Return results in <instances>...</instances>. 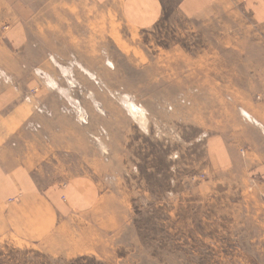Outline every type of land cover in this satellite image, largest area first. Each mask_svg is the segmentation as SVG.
<instances>
[{"label": "rangeland", "instance_id": "374dc122", "mask_svg": "<svg viewBox=\"0 0 264 264\" xmlns=\"http://www.w3.org/2000/svg\"><path fill=\"white\" fill-rule=\"evenodd\" d=\"M180 1L0 0V264H264V0Z\"/></svg>", "mask_w": 264, "mask_h": 264}, {"label": "crops", "instance_id": "0c3cea01", "mask_svg": "<svg viewBox=\"0 0 264 264\" xmlns=\"http://www.w3.org/2000/svg\"><path fill=\"white\" fill-rule=\"evenodd\" d=\"M116 2V0H114ZM184 3L189 5V9H193L195 11H200L205 7H210L213 3L211 0H181L180 4L183 5ZM121 12L125 13L126 15L131 16L133 19L136 20L137 23H141L143 25H151L154 21L159 20L165 14L164 11L165 7V0H121L120 2ZM256 7H262V5L257 4ZM187 7V6H186ZM263 14V7L261 11V15ZM34 164V163H33ZM33 187L36 185L33 184ZM96 193L93 192V189L87 188H80L77 189V192L72 193V198H76L77 201L85 202L83 206L94 208L99 205V194L97 189L95 188ZM35 195L40 197H44L43 193L39 192L38 190H32ZM25 196H28L26 192ZM23 201H25L24 197L22 196L21 199L17 201L20 205H23ZM48 201V200H47ZM87 202V203H86ZM27 205V206H31ZM82 205L79 207H83Z\"/></svg>", "mask_w": 264, "mask_h": 264}, {"label": "bare ground", "instance_id": "6f19581e", "mask_svg": "<svg viewBox=\"0 0 264 264\" xmlns=\"http://www.w3.org/2000/svg\"><path fill=\"white\" fill-rule=\"evenodd\" d=\"M132 105V104H131ZM132 107V106H131ZM132 109H133V107H132ZM132 111V110H131ZM133 112H134V115H138V113H139V111L138 110H136L135 108L133 109ZM142 118V117H141Z\"/></svg>", "mask_w": 264, "mask_h": 264}]
</instances>
